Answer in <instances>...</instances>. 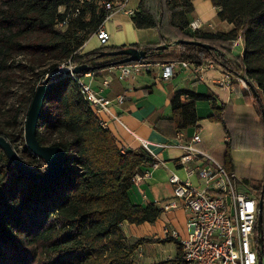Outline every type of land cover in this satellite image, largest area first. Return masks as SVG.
<instances>
[{"label":"trees","instance_id":"obj_1","mask_svg":"<svg viewBox=\"0 0 264 264\" xmlns=\"http://www.w3.org/2000/svg\"><path fill=\"white\" fill-rule=\"evenodd\" d=\"M211 1L218 7L219 18L233 23L231 30H191L193 0H157L156 10L148 0H139L133 21L140 28H157L159 40L128 46L144 49L146 57L153 60L213 62L244 78L252 90L245 94L253 98L264 130V0ZM98 3L101 4L100 0L86 3L0 0V86L6 79L5 72L12 67L9 58L27 48L47 47L56 61L71 59L74 65L92 66L90 71L94 72L106 70L110 66L104 64L124 57L107 52L126 45H101L81 51L82 45L106 19L108 11ZM63 4L74 9L81 7V13L65 28L57 24L65 15L59 11ZM88 9L90 16L85 18ZM36 31L43 33L38 42L26 41ZM239 35L243 38L244 50L234 55L230 41ZM180 39L199 40L211 47L176 44ZM162 44L171 46L160 49L158 46ZM58 62L50 69H56ZM85 73L78 72L79 75ZM234 85L240 93V81H234ZM34 90L32 88V92ZM54 92H57L58 107L52 119L48 103ZM183 95L190 100L184 101ZM210 98V92L198 93L185 88L173 91L168 118L177 131L196 125L200 119L196 100ZM213 109L209 118L222 122L228 136L222 162L228 170H238L232 154L235 121L224 115V103L220 106L214 103ZM241 121L242 128L251 130L252 122L248 117ZM50 126L52 133L60 136L51 145L64 148L66 161L60 174L46 183H36L19 173L0 147V264H135L134 251L138 244L154 240H173L177 244L176 255L158 264H180L182 244L174 237L141 238L133 245L127 244L123 221L154 222L163 210L154 202L134 203L129 196L135 174L144 163L156 159L144 146L123 149L118 144L112 130L104 127L100 116L89 108L70 72L57 75L48 91L37 127V137L42 144L47 143L46 131ZM0 134L9 140L13 137L1 124ZM31 162L29 165L36 171L45 172L44 159L35 155ZM262 181L256 191L259 198L264 197V178ZM262 225L264 230V208ZM256 234L258 241L257 227ZM257 248L260 264H264V234L263 244L258 242Z\"/></svg>","mask_w":264,"mask_h":264},{"label":"crops","instance_id":"obj_2","mask_svg":"<svg viewBox=\"0 0 264 264\" xmlns=\"http://www.w3.org/2000/svg\"><path fill=\"white\" fill-rule=\"evenodd\" d=\"M193 3L194 10L190 13V19L198 18L206 23H213L212 27L207 26L204 30L212 32L229 31L233 28L232 22L219 18L218 7L214 6L211 0H193ZM129 4L137 8L139 0H130ZM132 16L133 14L116 12L104 21L105 27L111 33L107 45L128 46L132 43L142 45L159 40L157 28L137 27ZM89 42L95 45L90 46L91 43ZM98 43L97 36L91 34L90 38L82 45L81 51H88L101 46ZM230 43L232 44V41ZM174 52H178V49H174ZM232 52L235 54L241 51L237 47L232 48ZM223 71L225 69L221 65L214 63L212 66L206 65L205 70L201 73H194L190 69L179 70L170 80L161 79L158 68L148 73L131 75L125 80L119 79L110 67L99 72L93 71L95 74L93 78L85 74L82 75L86 81L91 82L94 88L102 90L104 94L111 98L119 94L125 96V100L122 103L115 102L114 104V111L119 114L120 120L111 119L109 123V128L117 138L118 144L123 149H134L142 147L143 141L146 140L153 151L152 156L158 161L156 167H151L150 162H146L141 166V173L146 168H150V174L144 175L130 188L129 196L132 202L142 205L154 202L162 208L164 201L174 197V184L170 181V176L173 173L178 174L182 179L189 178L192 183L200 187L204 186L203 178L196 173L188 174L179 162V158L183 154L182 148L177 145L180 141L177 138L179 130L177 131L173 122L168 118L171 115L170 95L173 91L185 88L195 90L198 93H212V98L210 99L196 100L197 113L200 119L196 125L189 126L182 129V131L184 139L190 138L194 133L200 131L202 141L198 145L214 157L216 148L208 143L203 136L204 122L214 113V109L211 108L214 103L217 106L224 103V115L227 117L230 115L237 121L246 117L250 119L253 125L258 120L260 121L253 98V105L246 103L247 98L244 99L241 95H234L230 88L222 87L217 83L218 77ZM109 73L113 74V80L108 88L103 89V78ZM200 82H204L206 85ZM244 88L243 84L240 83V89L246 93L247 91ZM182 99L184 101L190 100L186 95H183ZM223 138L226 140L228 136L224 134ZM162 143H167L168 145L161 146L160 144ZM223 153L220 154V159L215 158L222 161ZM198 162V160L191 161L190 165L195 166ZM235 171L237 172V170ZM189 216L190 212L188 210L183 207H177L160 214L154 222L146 221L135 224L123 221L122 228L126 234V242L128 245H133L141 238L164 239L169 237L165 231L166 225L177 229L180 237H185L188 234L187 223ZM152 242V245H157L165 241L154 240ZM166 244L169 243H164L161 246L164 247ZM165 250L168 251L167 254L166 252L163 254ZM161 251L163 253L154 252L151 256L147 241L138 244L134 251L135 264H158L160 261L176 255L170 254V251L165 248L161 249ZM164 255L166 257L162 259Z\"/></svg>","mask_w":264,"mask_h":264},{"label":"built area","instance_id":"obj_3","mask_svg":"<svg viewBox=\"0 0 264 264\" xmlns=\"http://www.w3.org/2000/svg\"><path fill=\"white\" fill-rule=\"evenodd\" d=\"M78 1L86 3L92 0ZM129 2L130 0H100L101 5L108 11L106 19L116 12L134 14L137 8L131 6ZM59 11L65 15L58 19L57 24L65 28L72 18L81 13V7L74 9L73 6L63 4L59 6ZM104 21L93 32L102 46L108 44L111 36ZM207 26L212 27L213 23H206L198 18L189 23L191 30H204ZM231 41L233 48H240L242 54L244 50L242 36L239 35ZM67 63L70 65L60 69L75 66L71 63V59H68ZM213 64V62L196 63L192 60L180 59L153 60L145 57L113 64L110 68L121 80L131 75L151 72L155 68L159 69L161 79L170 80L179 70L190 69L194 73H201L206 65ZM70 73L76 80L89 108L100 116L104 127H109L111 119L120 120L118 113L114 111V104L125 100L123 94L111 98L102 90L94 88L90 81L84 79V76L72 71ZM85 75L93 78L95 74L93 71H88ZM238 78L240 79L238 81H241L240 83L251 93L248 82L240 76ZM236 79L235 74L225 69L218 77L217 83L234 91ZM112 80L113 74H107L102 81L103 89L108 88ZM177 138L180 140L177 145L183 150L179 162L188 174L196 173L204 179V186L200 187L192 183L189 178L182 179L176 173L170 176V181L174 184V197L164 201L161 214L177 207H183L190 212L187 223L188 234L185 237H180L179 232L176 229H170L168 225L165 228L169 236L181 241L183 254L180 264H260L256 234L260 198L256 193L242 187L243 183L235 170H228L222 161L198 145L202 141L200 131L184 139L183 131L179 130ZM143 146L153 155L148 141L144 140ZM195 160L199 162L191 166L190 162ZM157 165V160L151 163V167ZM149 174L150 168H146L142 173L137 172L133 177L134 183Z\"/></svg>","mask_w":264,"mask_h":264},{"label":"rangeland","instance_id":"obj_4","mask_svg":"<svg viewBox=\"0 0 264 264\" xmlns=\"http://www.w3.org/2000/svg\"><path fill=\"white\" fill-rule=\"evenodd\" d=\"M148 1L150 6L156 10L157 0ZM99 6H101V4H99ZM89 16L90 10L88 9L84 17L88 18ZM42 36V32L36 31L30 35L26 41L33 40L34 42H38ZM94 45V43L90 44V46ZM27 49L28 50L22 52L13 53L9 58L12 67L5 72L4 77L6 79L3 80L0 86V124L1 126L7 127L8 130L13 133V137H11L10 141L16 146L22 159L28 164H32L33 162L31 161H33L35 154L27 146L25 140V124L34 92L37 86L43 82L46 75L57 70H62L60 68H64L70 64L67 63L68 60L56 61V58L52 56L51 51L47 47ZM239 54L240 52L234 55ZM55 62H58L59 65L56 69L51 70L50 68ZM236 80H240L238 76ZM200 83L205 84L204 82ZM32 88H35L33 92ZM244 89L249 92L246 88ZM233 93L234 95H241L244 99L247 98L246 103L254 104L252 97L246 95L242 90L240 94L237 90H234ZM57 107V92H54L48 103L52 119L56 116ZM211 108L213 107L211 106ZM228 118L235 121L233 124L235 144L232 154L235 156L234 160L238 167L237 172L240 180L242 181L243 179L244 184L242 187L246 190H250V192L256 193L257 187L263 183L262 180L264 178V130L259 120L254 125L252 124L253 127L252 125L250 126L251 130H245L242 128L243 125L241 120L238 119L239 121H237V119L230 115ZM51 121L53 122V120ZM204 124L203 136L207 139L208 143L216 148L215 157L220 159V154H222L226 148V143L223 138L224 134H226L224 125L222 122L212 120L209 117ZM46 134L48 137L46 144H51L56 138L60 137L58 133H52V126L47 129ZM170 229L174 228L171 227ZM147 243L151 250V256L154 252L163 253L161 249L164 248L169 250L170 254L175 255L177 253L176 242L173 240L160 242V244L157 245H152V241H147ZM164 243L169 244H166L164 247L161 246ZM165 252L167 254L168 251L165 250L163 254H165ZM164 257H166V255H164L162 259Z\"/></svg>","mask_w":264,"mask_h":264},{"label":"water","instance_id":"obj_5","mask_svg":"<svg viewBox=\"0 0 264 264\" xmlns=\"http://www.w3.org/2000/svg\"><path fill=\"white\" fill-rule=\"evenodd\" d=\"M176 44L179 43H194L197 45L210 48L211 45L204 43L199 40H185L180 39L175 41ZM169 44H162L158 47L160 49H166L170 47ZM108 55H123L124 57L117 59L115 61L104 64L103 66H111L113 64L125 63L134 60H140L146 57V51L136 46H124L119 49H114L107 52ZM92 66L88 64L75 65L73 68H65L62 70H57L52 72L43 79L33 95L30 107L28 109L26 124H25V140L28 148L38 157L45 160L47 168L45 172L36 171L32 166L25 162L20 156L18 150L14 147L12 142L7 139L4 135L0 134V147L3 149L6 156L14 163L19 173L27 176L36 183H46L49 180L57 177L62 171L65 161L66 153L63 147L60 145L42 144L37 137V127L39 117L42 113L45 100L50 87L53 84L55 77L64 72H74L78 73L80 71H90ZM262 118L264 124V110L262 111ZM264 189V188H263ZM264 191V190H263ZM263 208H264V197L261 195L259 200V214L257 220V231H258V242L262 246L263 244Z\"/></svg>","mask_w":264,"mask_h":264}]
</instances>
